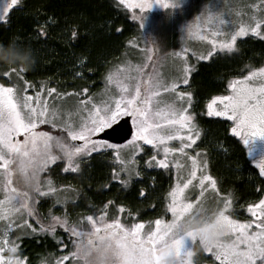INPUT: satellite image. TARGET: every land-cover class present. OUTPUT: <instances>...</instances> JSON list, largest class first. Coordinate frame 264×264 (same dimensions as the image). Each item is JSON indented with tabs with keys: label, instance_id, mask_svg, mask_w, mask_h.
Masks as SVG:
<instances>
[{
	"label": "snow or ice",
	"instance_id": "snow-or-ice-1",
	"mask_svg": "<svg viewBox=\"0 0 264 264\" xmlns=\"http://www.w3.org/2000/svg\"><path fill=\"white\" fill-rule=\"evenodd\" d=\"M119 2L125 4V0H119ZM18 3L19 0H4L3 6L0 7V21L4 20L9 10ZM153 3L161 8L172 10L180 7L181 0H171V2L142 0L141 3L133 6L138 7L143 13L151 9ZM207 11L209 12L207 22L213 20L216 22L215 30L211 35H224L226 39L219 42L216 39L209 40L212 50L206 56H201V59L212 56L217 45L221 51H234L237 37L247 36L249 33L264 40V31H261L264 27V19L253 18L254 24L241 25L232 32L224 30V26L230 25L231 22L224 19L222 13L218 10L213 11L212 7H209ZM135 18L141 21L142 28L144 16ZM197 19L199 20L200 17ZM187 30L191 33L190 25L187 26ZM40 34H45L43 28ZM72 35L75 37L77 33L73 31ZM201 38L208 39L206 36ZM175 55L179 57L181 54L175 53ZM147 58L150 60L151 56ZM144 66L146 65L136 66L134 70L137 76L128 75L130 69H118L115 77L110 73L106 79L109 84L115 82L120 95L114 97L110 104H92V107L88 109V117L78 126H73L70 121H65L61 125L63 131L67 132L68 140L82 142L78 144L69 143L63 137H54L47 132H37L39 124L52 122V126L57 127L54 123L56 111L50 109L46 102L41 106L39 96L35 98L36 105H33L34 98L18 95L19 89L15 85L0 84V173L3 177L4 192V198L0 199V220L9 221L0 232V264H24V260L14 255L17 247L8 240V232L12 227L9 217L20 212L21 209L26 210L29 216L33 215L29 204L30 191L38 192L41 196L57 191L51 181L48 182L46 191L41 189V172L60 159L66 162L63 169L65 172H78L80 163L77 157L90 155L101 148H112L116 150V159L121 165L120 171L128 174V179H122L119 173H115L113 179L120 180L121 184L127 187L133 174L140 175L134 167L135 153L141 150L137 141H143L145 145H151L157 151L162 148L164 159L158 160L157 154H153L146 162L149 167L167 169L168 156L177 152L191 160L188 178L182 183L178 182L168 193L170 198L168 211L172 214L171 221L157 219L155 228L142 234L145 227L143 223H134L129 228L118 218L106 221V212L99 217L88 215L85 218L91 226L88 231L83 230L79 225L70 226L66 218L53 216L54 223L47 228L41 225V231L54 233L55 226L59 224L76 237L73 240L75 251L63 256L57 264H63L69 256L83 260L84 264H159L158 252L165 240H171L176 248L177 256L180 255L186 241H196L197 237L194 233L177 238L174 231L178 221L192 214L202 215L206 221L211 218V214H214L216 222L222 226V237L213 246L205 248V252L211 253L219 264H257L258 261L259 264H264V199L248 206L247 211L254 219L244 222L226 214L232 206L229 197L224 199L223 207L212 211L211 214L203 208L202 204L196 207L194 202L187 200L185 190L196 179L199 180L198 186L201 188L200 197H203L207 190L205 182H208V187L213 191H217V181L211 175L202 174L197 177V170L200 167L197 157L190 156L185 151L195 143L192 135L196 129L193 116L188 112V108L183 106L184 103L191 106L192 93L181 91L176 93L173 102L160 107V101H156L154 105L155 97H159L161 92H176L178 85L176 81L170 84L162 83L151 74L141 82L140 76L143 75ZM23 71L22 67L19 70L10 67L3 72V76H10L11 73L19 76ZM182 72V82L188 84L190 69L186 64ZM121 73L129 83L122 82L119 75ZM133 80L136 81L134 84L131 83ZM228 88L231 90L230 94L215 96L208 103L207 115L224 117L232 121L234 125L231 129L232 133L239 136L245 145L257 138L264 139V67L251 69L242 79L231 80ZM87 91V89L83 90L84 93ZM55 92L56 89H48L49 95ZM176 101L182 103L178 106ZM90 102V98L82 99L80 104L87 106ZM122 117L131 118L134 128L132 140L129 141L133 145V151L128 159L121 158L120 145L108 144L98 138L100 133L117 124ZM183 129L188 130L187 135L182 134ZM195 137H199L198 131H195ZM172 140H179L180 146L168 147V142ZM54 149L59 151V155ZM174 166L183 167L179 162ZM256 167L259 168L260 174L264 175V159L260 160ZM14 176L17 178L16 184L13 182ZM139 194L143 196V190ZM107 207L108 205H105V208ZM118 211L124 212V206H119ZM253 226L255 231H252ZM225 237L229 239H224ZM5 252L9 255L5 256Z\"/></svg>",
	"mask_w": 264,
	"mask_h": 264
},
{
	"label": "trees",
	"instance_id": "trees-1",
	"mask_svg": "<svg viewBox=\"0 0 264 264\" xmlns=\"http://www.w3.org/2000/svg\"><path fill=\"white\" fill-rule=\"evenodd\" d=\"M196 1L190 0V4ZM153 15L148 12L130 15L118 0H21L20 6L12 9L7 19L0 23V42L7 44L13 37H19L18 43L34 50L35 66L20 73L24 81L35 88L32 92L42 87L56 89L54 98L72 95L75 103L80 104L86 96L101 93L107 72L121 63L123 52L130 49L128 43L135 41L139 34L144 35L152 50L141 80L152 74L165 52V48L159 50L158 44L148 39H155L146 20L147 16ZM142 16L141 28V21L135 17ZM42 28L44 35L40 34ZM73 31L77 33L75 37ZM171 33L175 40L176 31ZM261 66H264V40L247 37L237 41L233 52L219 54L208 62L200 63L192 72L188 86L193 100V123L200 136L194 150L206 158L208 174L217 181L219 201L229 197L234 212L228 214L239 221L246 219L245 208L257 202L262 195L264 180L248 159L246 148L231 135L230 124L206 117L204 110L211 98L227 93L232 79ZM12 68L19 70L20 67ZM8 69L0 68V84L5 86H8V81L3 72ZM84 89L88 90L87 93L83 92ZM36 131L68 140L66 131L52 125H42ZM54 151L59 155L57 149ZM140 159L144 160L143 155ZM77 160L80 163L78 172H65L66 162L60 159L40 173L42 190V186L51 181L57 190L64 191L71 198L62 217L70 226L79 225L88 231L91 226L85 218L88 215L99 217L105 212L106 221L118 218L129 228L134 223L154 222L161 215L160 209L172 183L169 169L146 171L142 182L132 180L123 187L120 180L113 179L115 173L120 174L121 165L115 161L112 151L80 156ZM120 177L123 179L122 175ZM16 180L14 176V184ZM141 190L143 196L139 194ZM29 195L33 215H28V219L39 234L20 240L19 257L27 264H40L51 255L54 262L74 252L73 240L76 237L59 224L55 226L54 233L41 231V225L47 228L54 223L47 214L51 206L49 199L35 191H30ZM54 204L55 200L53 214L59 212ZM121 205L125 208L122 213L118 211ZM208 257L199 255L198 264L209 261ZM74 262L77 259L69 256L65 264ZM78 262L84 264L83 260Z\"/></svg>",
	"mask_w": 264,
	"mask_h": 264
},
{
	"label": "rangeland",
	"instance_id": "rangeland-1",
	"mask_svg": "<svg viewBox=\"0 0 264 264\" xmlns=\"http://www.w3.org/2000/svg\"><path fill=\"white\" fill-rule=\"evenodd\" d=\"M21 0H19V3L17 5H14L8 12V15L10 14L12 9L18 8L20 6ZM119 2V0H118ZM142 0H125V4H121L130 15H133L136 13L137 16L141 14L142 12L138 7H134L133 5L141 3ZM171 2V0H169ZM4 4V0H0V7H2ZM209 7L213 8V11H219L222 13L223 18L230 21V25L224 26L225 31H232L234 32L237 30L241 25H248V24H254L255 20L264 19V0H207L202 2L201 0L193 2L190 4V0H181V5L179 8L176 9H164L161 8L158 4L153 3V6L151 9L146 10L145 12L155 14L153 16H147V25H149V32L152 37L156 39L158 43V49L163 50L165 48L164 54L159 58L155 65V69H153L152 74L155 79H159L162 83L170 84L173 81L177 82V88L176 92H161V95L159 97L154 98V105L156 104V101H160L159 106L163 107L165 104L173 102L175 99V95L178 92L181 91H189L188 86L190 82V77L192 75V72L196 69V67L203 62L210 61L214 56L219 54H229L231 52H228L227 50L221 51L217 45V48L215 51H213V55L208 57L207 59H201V56H206L209 51L212 50V44L209 43V40L216 39L218 42L223 41L226 39L224 35H218V36H212V31L215 30L214 25H216L215 20L212 22H207V17L209 16V12L207 9ZM198 11V12H197ZM144 13V12H143ZM158 13V14H157ZM196 13V14H195ZM195 14V15H193ZM192 16V17H189ZM7 17L0 21V23L4 22ZM189 17V18H188ZM200 17L198 20L197 18ZM255 18V20L253 19ZM191 26L192 31L189 33L187 30V26ZM173 26L175 30L173 29ZM171 31H175L177 33L175 40H173V36ZM261 31H264V27L261 28ZM144 35H137V38L135 41L129 42L130 49H127L123 52L121 63H118L111 67L109 71L107 72L104 82H103V89L101 90V93L97 96H86L83 99L90 98L91 102L85 106L82 104H76L72 95L68 98L59 97V99L54 98L55 93H52L51 97L48 94V89L40 88L38 91L32 92L35 90L34 87H32L30 84L24 81L23 77L21 75L17 76L16 73H11L10 76H5V78L8 81V86L15 85L18 89V95L24 96H32L34 99L32 101L33 105H36V97L39 96L41 106L46 102L47 105L50 107V109L55 110L57 115L54 123H56L58 129H62L61 125L65 121H70L73 126H78L83 120H85L88 115V109L92 107V104L102 105L104 103H112V100L114 97H118L120 95L118 88L116 87L115 82L109 84L107 81V77L110 73L114 75V77L117 75L118 69H130L131 71L128 72V75L131 76H137L138 74L135 72V68L138 65H146L143 67V72L147 68L148 63L150 60L147 58L148 56H151L152 50L150 47H148L147 40ZM202 36L208 37V39H202ZM247 37H258L253 36L251 33L247 36L237 37L238 40L245 39ZM230 38V37H228ZM236 41V43H237ZM236 45V44H235ZM132 46V47H131ZM233 52V51H232ZM175 53H180L181 55L178 57L175 55ZM187 65L190 69V72L188 74V84H184L182 82V69L184 65ZM264 67V66H261ZM259 67V68H261ZM248 74V73H247ZM245 74L244 76H247ZM120 79L124 83H129V81L125 80L123 77V74H119ZM148 76V75H147ZM242 77H236L234 79H242ZM22 77V78H21ZM232 79V80H234ZM141 80V76H140ZM145 80V77L141 80L143 82ZM136 81L133 80L131 83H135ZM143 89V88H142ZM230 89L228 88V91L224 95L230 94ZM213 98H211L206 104H205V110L204 114L208 118H215L227 121L230 124V129H232L233 122L227 120L224 117H216V116H208L207 112V105L211 102ZM177 105L179 106L182 102L176 101ZM193 104V100H192ZM192 104L189 107L186 103H184V107L188 108V112L192 115L193 108ZM39 110V108H38ZM132 124V120H131ZM44 125H52V122L49 123H43L39 124L37 128ZM133 127V124H132ZM134 131V128H133ZM182 134L187 135L188 130L183 129L181 130ZM55 134V133H54ZM56 135V134H55ZM193 137L195 138V143L192 144L190 148L185 149V151L190 156H196L198 163L200 165L199 169L197 170V177H200L203 175H209L207 171V162L206 158L201 155L200 152L195 151L194 148L196 147L197 142L199 141V138L195 137V131L192 133ZM237 140L241 142V144L246 148L248 159L250 160L251 164L257 169L259 175L264 180V175L260 174L259 168L256 167L257 163L264 159V139H255L249 142L248 145H245L243 141L240 139L239 136H236L232 133ZM132 138L130 139V141ZM80 143V141H77ZM108 143V142H107ZM141 146V150H137L135 153V161L136 164L134 165L135 170L140 173V175L133 174L131 176L130 181L137 180V182H142L143 178L147 175L146 171L149 170H165L172 173V183L170 184L169 192L175 185L180 182L182 183L184 180L188 178V172L191 170V160L188 159L187 156H184L180 153H173L168 156V168H160V167H149L146 163L150 160L151 156L153 154H157V159H164V154L162 151V148L160 150H154L151 145H145L143 141H137ZM110 144V143H108ZM168 147H179L180 141L179 140H172L169 141L167 144ZM112 151V154L116 159L115 149L112 148H101L97 152H92L90 155L94 153L99 152H108ZM120 155L122 159H128L133 151V145L129 142L121 145V148L119 149ZM86 155V156H90ZM141 155H143V161L140 159ZM85 157V156H83ZM179 162L180 165H183V167H175L174 165ZM119 163V162H118ZM153 165H155V162H153ZM119 175L123 176V179H128V174L125 172H120ZM129 181V182H130ZM121 184V182H120ZM122 185V184H121ZM199 180H193L192 185L189 186L188 189L185 190V197L188 201L194 202L196 207H199L200 204L203 205V208L207 212H212L218 208L223 207V202L219 201V196L216 193L217 191H213L210 187H208V182H205V188L207 189L204 193L203 197H200L201 188L198 186ZM53 186V185H52ZM125 187L124 185H122ZM48 187V183L44 184L42 186L43 190L46 191ZM43 197H47L49 199V202L51 203V206H49V210L47 212L48 216L52 219L53 216H59L62 218L64 216V211L66 210L65 207L69 202L71 201L70 197L66 195L64 191L57 190L55 193H50L48 195H45ZM4 198V192H3V177L2 173H0V199ZM199 198V202H197V199ZM55 200V204L59 208L58 213L53 214V202ZM261 199H264V189L262 192V195L258 199L257 202L254 204L259 203ZM170 203V198L167 195L165 199V203L163 205V208L160 209L161 215L157 218L162 221L168 222L172 219L171 212L168 211V204ZM247 208H245L244 213L246 216V219L244 221H250L254 219L251 214L247 211ZM234 212L232 208L229 209V211L226 213H232ZM9 220L11 221L12 227L11 230L8 232V240L15 244L17 247V252L14 254L15 256L19 257V246H20V240L24 238L34 237L39 234L37 230L34 229V227L30 224L28 219V214L26 210L21 209L20 212L14 213L9 217ZM241 221V222H244ZM9 221H3L0 220V232L3 231L4 226ZM30 225V227H29ZM145 227L143 229V234H146L149 230H152L155 228V221L151 223L144 224ZM252 231H255V226H253ZM224 239H229L228 237H225ZM198 244V241H197ZM74 248V247H73ZM75 250V248H74ZM209 256V261L204 262L203 264H219V261L215 260V257L209 253V252H200L199 255ZM5 256L9 255V253L5 252ZM199 255L197 257H199ZM196 257V264H198V258ZM24 260L23 258H21ZM60 260L59 258L56 259L53 262V256L51 255L49 258L41 262L40 264H57V261ZM66 261H63V264H65ZM75 264H78L77 262H74ZM72 263V264H74ZM24 264H27L26 260H24ZM202 264V263H201ZM259 264V261L257 262Z\"/></svg>",
	"mask_w": 264,
	"mask_h": 264
},
{
	"label": "clouds",
	"instance_id": "clouds-1",
	"mask_svg": "<svg viewBox=\"0 0 264 264\" xmlns=\"http://www.w3.org/2000/svg\"><path fill=\"white\" fill-rule=\"evenodd\" d=\"M148 39L159 43L155 39ZM18 41L19 37H13L7 44L0 42V68L22 67L31 70L35 66L34 50ZM174 231L177 238L194 233L197 239L195 242L186 241L179 256L171 240H165L159 248V264H196V257L200 252L213 246L222 237L223 228L216 222L214 214L207 221L202 215L192 214L178 221Z\"/></svg>",
	"mask_w": 264,
	"mask_h": 264
},
{
	"label": "water",
	"instance_id": "water-1",
	"mask_svg": "<svg viewBox=\"0 0 264 264\" xmlns=\"http://www.w3.org/2000/svg\"><path fill=\"white\" fill-rule=\"evenodd\" d=\"M132 133L133 127L131 118L122 117L117 124H114L111 128L105 129L103 133H100L98 138L110 144L121 146L131 139Z\"/></svg>",
	"mask_w": 264,
	"mask_h": 264
}]
</instances>
